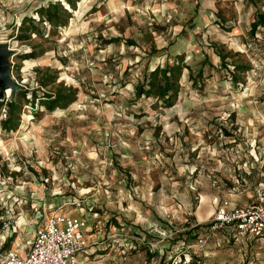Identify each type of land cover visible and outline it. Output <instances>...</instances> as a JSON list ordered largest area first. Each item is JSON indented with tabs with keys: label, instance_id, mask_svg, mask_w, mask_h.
<instances>
[{
	"label": "rangeland",
	"instance_id": "rangeland-1",
	"mask_svg": "<svg viewBox=\"0 0 264 264\" xmlns=\"http://www.w3.org/2000/svg\"><path fill=\"white\" fill-rule=\"evenodd\" d=\"M251 1L0 0L19 87L0 101V252L62 209L88 225L79 264H168L222 199L254 203L264 0ZM209 252L264 264V235Z\"/></svg>",
	"mask_w": 264,
	"mask_h": 264
},
{
	"label": "built area",
	"instance_id": "built-area-1",
	"mask_svg": "<svg viewBox=\"0 0 264 264\" xmlns=\"http://www.w3.org/2000/svg\"><path fill=\"white\" fill-rule=\"evenodd\" d=\"M222 202L207 224V235L185 242L168 264H186L190 249L202 245L213 232L230 229L234 237L264 235V184L250 205L227 207ZM27 248H8L0 252V264H79V255L88 246L86 219L63 212H52L37 219Z\"/></svg>",
	"mask_w": 264,
	"mask_h": 264
},
{
	"label": "crops",
	"instance_id": "crops-1",
	"mask_svg": "<svg viewBox=\"0 0 264 264\" xmlns=\"http://www.w3.org/2000/svg\"><path fill=\"white\" fill-rule=\"evenodd\" d=\"M230 2L233 1V0H229ZM241 1H244V2H247L248 0H234V2H241ZM250 2H252L251 0H249ZM96 2H150L148 3V5H150L151 7L155 6L152 5L151 2H228V0H96ZM144 3H142L143 5ZM158 9V8H157ZM156 16H160L159 14H156ZM161 16L159 17V20H157L158 22L160 21ZM190 19V18H188ZM193 19V17H192ZM163 20H167L166 18H163ZM156 21V20H155ZM164 31H157L156 33L158 34V36H160L161 33H163ZM141 35V34H140ZM258 192V190H257ZM256 197H257V193H256ZM256 197H255V200H256ZM224 201H227V207L228 208H232V207H235L236 205H232L231 202L227 199H222L220 201V203L217 205L216 209L218 208V206L220 204H222V202ZM239 206V205H237ZM56 212H63V210H54ZM52 211V212H54ZM216 211V210H215ZM51 212V213H52ZM65 213V212H63ZM66 214H69V213H66ZM72 215V214H70ZM73 216H77V215H73ZM81 217V216H79ZM83 218V217H81ZM85 219V218H84ZM36 221V219H35ZM34 221V222H35ZM199 223V222H197ZM34 226L35 224H33V229H34ZM94 234V233H93ZM219 234V236L217 235ZM86 235L88 236V238L90 239V236L88 235V225L86 226ZM230 238H233L235 240H238V239H242V238H250V236H241V237H234L231 230L230 229H222V230H219V231H216V232H213L209 238L206 240V242L202 245H198L192 249L189 250L188 254H187V258H189V262L186 263V264H206L205 261L203 260L204 257H207L209 256L210 252H209V248L210 247H218L220 246V242L221 241H228ZM27 244L26 243V246L24 247L23 245L20 246V248H27ZM81 254L78 256L79 259L81 258L80 257ZM84 258H88V257H84ZM255 261H256V258H255ZM249 264H253V261L250 262Z\"/></svg>",
	"mask_w": 264,
	"mask_h": 264
},
{
	"label": "water",
	"instance_id": "water-1",
	"mask_svg": "<svg viewBox=\"0 0 264 264\" xmlns=\"http://www.w3.org/2000/svg\"><path fill=\"white\" fill-rule=\"evenodd\" d=\"M12 50L8 49L7 44L0 42V101L3 99L7 89L15 92L19 87L10 75L9 57Z\"/></svg>",
	"mask_w": 264,
	"mask_h": 264
},
{
	"label": "trees",
	"instance_id": "trees-1",
	"mask_svg": "<svg viewBox=\"0 0 264 264\" xmlns=\"http://www.w3.org/2000/svg\"><path fill=\"white\" fill-rule=\"evenodd\" d=\"M258 23L264 24L263 21H262V19L259 18V16L257 17V20L255 21L253 27L256 26V24H258ZM252 29H253V28H252ZM131 44H132V45H136V42L133 41V42H131ZM149 48H150V49H149ZM161 49H162V48H159V49H157V50H161ZM157 50H156V51H157ZM145 52L147 53L148 56H151V55H153V54L155 53V50L153 51V49L151 48V45H148V49L145 50ZM149 53H150V54H149ZM47 97H48V96H47ZM10 103H13V101L11 100ZM8 110L10 111L11 109L8 108Z\"/></svg>",
	"mask_w": 264,
	"mask_h": 264
}]
</instances>
